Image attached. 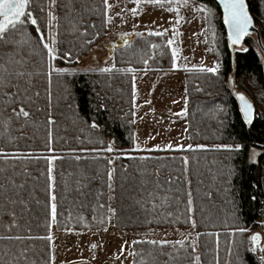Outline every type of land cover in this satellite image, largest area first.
I'll return each instance as SVG.
<instances>
[{"label":"trees","instance_id":"obj_1","mask_svg":"<svg viewBox=\"0 0 264 264\" xmlns=\"http://www.w3.org/2000/svg\"><path fill=\"white\" fill-rule=\"evenodd\" d=\"M164 1L147 0L163 8ZM30 2L41 24L48 0ZM192 2L211 9L206 39L217 61L216 73L184 75L187 138L203 148L133 150L132 74L172 70V53L165 34L143 32L113 51L108 71L79 68L108 31L104 0H56V61L29 28L17 26L0 39V68L7 67L3 76L14 85L0 86V264H51L50 183L58 231L103 230L111 205L116 231L194 222L197 255L190 241L135 240L141 242L132 243L131 264H261L244 232L264 224V69L256 38L246 36V50H238L228 42L215 0ZM245 2L264 46V0ZM17 71L25 75L18 78ZM231 74L235 90L227 84ZM235 93L253 104L251 124ZM21 107L28 117L13 114ZM235 143L244 147H215ZM253 148L259 154L250 162Z\"/></svg>","mask_w":264,"mask_h":264},{"label":"rangeland","instance_id":"obj_2","mask_svg":"<svg viewBox=\"0 0 264 264\" xmlns=\"http://www.w3.org/2000/svg\"><path fill=\"white\" fill-rule=\"evenodd\" d=\"M164 5L166 8L148 6L147 0H107L108 31L104 39L91 46L88 54L77 62L79 68L111 69L113 59L105 46L122 36L149 32L165 34L168 41H172L169 44L172 70L132 74L134 147L145 151L177 149L175 145L184 146L180 151L188 149L187 146L191 144L187 138L184 75L186 72L201 71V68L217 67V61L211 54L206 39L205 17L207 14L212 17L210 12L205 11L204 6L194 4L192 0H187V4L185 0H165ZM197 7L200 11H196ZM45 14V18H40L41 24L39 20L37 22L45 41L56 48V15L55 3H52V0H48V11ZM52 17L55 19H52L49 25ZM30 30L40 44L34 30ZM41 48L43 49L42 46ZM236 48L244 49L242 45ZM257 51L264 69V54L259 49ZM173 52L176 67H173ZM192 65L196 67L193 68ZM227 84L230 90H235L232 74ZM259 106L258 109L261 108V105ZM169 144L173 145L171 149L165 147ZM156 145L160 148H155ZM113 147L111 141L109 149L113 150ZM112 169L113 167L111 173ZM110 208L114 209L113 205ZM113 218L114 212H109L108 226L100 231L70 232L58 231L51 215V264H76L78 261L79 264H131L132 243L135 240H164L170 244L190 241L195 255L198 254V232L193 222L186 229H149L140 232L116 231L113 225L115 232L111 235L109 222H112ZM244 232L249 241L253 234H259L257 251H250L256 260L260 261V256L264 255V252L260 251L264 248V224Z\"/></svg>","mask_w":264,"mask_h":264},{"label":"snow or ice","instance_id":"obj_3","mask_svg":"<svg viewBox=\"0 0 264 264\" xmlns=\"http://www.w3.org/2000/svg\"><path fill=\"white\" fill-rule=\"evenodd\" d=\"M30 0H0V39H3L6 37V31L11 27L13 30L16 28L17 23L23 25L24 21L21 19L25 15H27L28 20L30 23L34 26H37L38 22L37 19L33 17V14L31 11H28L26 13L25 9L26 6L29 4ZM52 3H55V0H52ZM104 3L107 5V0H104ZM185 3L187 4V0H185ZM221 5L223 6L224 9V23L228 27V40L231 42V44H241L242 38L249 34V29L253 24L252 17L250 16L248 10H247V5L245 0H220ZM135 11V10H133ZM196 11H200V8L197 7ZM205 11L210 12L211 9H208L205 6ZM51 17V13H49ZM52 19H55V17H52L49 20V25L52 23ZM37 33H39V40L43 43V47L47 50V55L49 58V61L51 62L52 59L57 58L58 50L54 46H50L49 43L45 42V37L43 33L41 32L39 26L36 27ZM159 34V33H158ZM169 44L172 43L171 40L168 41ZM241 50H246V49H241ZM66 55H70L66 54ZM173 67H176L175 64V52H173ZM146 62V61H145ZM187 67V66H186ZM193 68L196 67V65H192ZM201 71H207V72H212L216 73L217 72V67H211V68H201ZM56 71L58 72H68L69 69L65 68H57ZM102 71H108L107 68L102 69ZM3 73H7V67L3 66L0 68V86L3 87H8V86H14L11 85L10 82H8L5 77L3 76ZM10 75V74H9ZM15 75L19 77H23L25 75L24 72L17 71ZM19 92V89H18ZM18 94V93H17ZM12 95V94H9ZM241 102V107L240 111L243 113L244 121L247 124H251L253 121V105L245 98V96L241 93L236 94ZM13 114L16 115L17 117L20 115H23L24 117H28L29 113L24 110L23 107L19 108V110L13 109ZM49 122H51V118H49ZM95 123L93 122V127H95ZM166 148L171 149L173 145L169 144L165 146ZM183 145H175V148L180 149L183 148ZM189 149H191L193 146L188 145L187 146ZM196 148H203V145H196ZM215 147L218 148H223L227 150H235L239 151L241 150L244 145L242 143H235L233 144H224V145H217ZM155 148L159 149L160 146L156 145ZM111 150V149H109ZM3 150L0 149V152ZM257 149L253 148L250 152L249 160L251 162H255V158L258 155ZM50 160L52 158H49ZM185 159V163H187V158ZM52 176V168L51 166L48 169V180L51 182L53 180ZM111 179V174H109V180ZM54 187L53 184H49V189H52ZM51 200L53 203L51 204V215L52 218L55 219L57 216V203H55L56 197L54 193H51ZM189 204H191V199L189 198L188 201ZM109 212H114V209L109 208ZM189 211H191V208H189ZM194 223V222H193ZM239 231H244V229H239ZM51 236L49 235V239ZM11 239V237H9ZM16 239H22V237H16ZM259 234H253L250 237V243H251V248L250 250L253 252L257 251L256 245L259 242ZM141 241H134L133 244L135 243H140ZM151 243L156 244V241H151ZM169 243L168 241L161 240L159 241V244L164 245ZM176 243L182 244V241H177ZM95 247V245H93ZM261 252H264V248L260 249ZM260 261L261 264H264V255L260 256ZM242 264V262H241Z\"/></svg>","mask_w":264,"mask_h":264},{"label":"water","instance_id":"obj_4","mask_svg":"<svg viewBox=\"0 0 264 264\" xmlns=\"http://www.w3.org/2000/svg\"><path fill=\"white\" fill-rule=\"evenodd\" d=\"M215 2L218 4V6H219V8H220V10H221V15H222V22H223V25H224V28H225V31H226V35H227V39H228V27H227V25L224 23V9H223V6L221 5V3H220V0H215ZM247 10H248V8H247ZM25 11H26V13H27V6H26V9H25ZM249 12V11H248ZM34 17V16H33ZM35 18V17H34ZM1 19H2V17H1ZM29 26H30V28H32L33 30H34V33H35V35H36V37L38 38V40H39V33H37V31H36V27L37 26H39V24H37V26H34V25H32L30 22H29ZM40 28V27H39ZM41 30V29H40ZM42 32V31H41ZM43 33V32H42ZM44 35V34H43ZM248 35H254L255 36V38H256V46H257V48L259 49V51L260 52H262L263 54H264V46H263V44H262V42H261V40H260V37H259V33H258V31H257V29L255 28V26H254V24H252V26L250 27V29H249V34H247V35H245L243 38H242V41H241V44H242V42H243V40H244V38L246 37V36H248ZM134 37V35L132 36V35H130V36H122V37H120V38H118V39H116V40H114L113 42H111V44L110 45H108V46H105L107 49H108V52H109V56H111L112 55V53H113V51L114 50H118V49H120V48H122V47H124V46H126L128 43H130L131 41H132V38ZM39 42H40V44H41V46L43 47V43L39 40ZM46 42V41H45ZM228 42H229V44L230 45H232V46H239V45H241V44H231V42L228 40ZM43 49L46 51V53H47V50L43 47ZM53 61H56V60H58V57L57 58H55V59H52ZM237 93H235V98H236V100H237V103H238V106H239V110H240V107H241V102H240V100H239V98H238V96L236 95ZM242 94V93H241ZM244 95V94H243ZM245 96V95H244ZM245 98L249 101V99L245 96ZM250 102V101H249ZM251 103V102H250ZM252 104V103H251ZM253 105V104H252ZM241 112V111H240ZM255 114H256V112H255V108H254V106H253V119H254V117H255ZM241 115H242V117H243V113L241 112ZM243 120H244V117H243Z\"/></svg>","mask_w":264,"mask_h":264},{"label":"flooded vegetation","instance_id":"obj_5","mask_svg":"<svg viewBox=\"0 0 264 264\" xmlns=\"http://www.w3.org/2000/svg\"><path fill=\"white\" fill-rule=\"evenodd\" d=\"M28 11H31L32 14H33V16L35 17L34 11H33L32 7H31V2H29V4L27 5V12H28ZM0 19H1V17H0ZM21 19L24 21V24L21 25V24L17 23L16 27H17V26H23V27H26V28H29V29H30V26H29V22H30V21L28 20L27 15H25V16L22 17ZM10 29H12V28L10 27L8 30H10ZM8 30H7V31H8ZM7 31H6V32H7Z\"/></svg>","mask_w":264,"mask_h":264},{"label":"crops","instance_id":"obj_6","mask_svg":"<svg viewBox=\"0 0 264 264\" xmlns=\"http://www.w3.org/2000/svg\"><path fill=\"white\" fill-rule=\"evenodd\" d=\"M135 141V139H134ZM193 146V145H192ZM189 149V148H188ZM133 150L134 151H145V150H141V149H137L136 147H134V144H133ZM171 150H179V149H171ZM187 150V149H186ZM192 223V222H191ZM109 228L111 230L110 234L113 235L115 230H113V221L112 222H109ZM189 228V227H188ZM183 229H186V228H183ZM71 232V231H70ZM80 232H87V231H80ZM80 262L78 261L76 264H79Z\"/></svg>","mask_w":264,"mask_h":264}]
</instances>
